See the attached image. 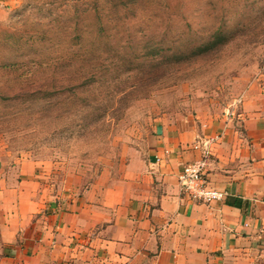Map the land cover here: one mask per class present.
I'll list each match as a JSON object with an SVG mask.
<instances>
[{
	"label": "rangeland",
	"instance_id": "obj_1",
	"mask_svg": "<svg viewBox=\"0 0 264 264\" xmlns=\"http://www.w3.org/2000/svg\"><path fill=\"white\" fill-rule=\"evenodd\" d=\"M0 10V164L76 192L156 126L236 120L264 83V0H19ZM64 180V181H63Z\"/></svg>",
	"mask_w": 264,
	"mask_h": 264
},
{
	"label": "crops",
	"instance_id": "obj_2",
	"mask_svg": "<svg viewBox=\"0 0 264 264\" xmlns=\"http://www.w3.org/2000/svg\"><path fill=\"white\" fill-rule=\"evenodd\" d=\"M238 111L204 132L163 121L144 155L80 192L51 163L0 164V264H264V83ZM201 138L221 200L191 197L178 178Z\"/></svg>",
	"mask_w": 264,
	"mask_h": 264
},
{
	"label": "built area",
	"instance_id": "obj_3",
	"mask_svg": "<svg viewBox=\"0 0 264 264\" xmlns=\"http://www.w3.org/2000/svg\"><path fill=\"white\" fill-rule=\"evenodd\" d=\"M212 138H201L192 144L193 148L201 151V156L188 162L179 173V181L182 190L198 200L208 202L211 200H221L225 194L222 190L211 189L205 183V155L210 150Z\"/></svg>",
	"mask_w": 264,
	"mask_h": 264
}]
</instances>
